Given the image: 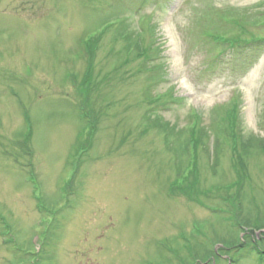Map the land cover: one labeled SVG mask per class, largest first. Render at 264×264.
<instances>
[{"label": "rangeland", "instance_id": "1", "mask_svg": "<svg viewBox=\"0 0 264 264\" xmlns=\"http://www.w3.org/2000/svg\"><path fill=\"white\" fill-rule=\"evenodd\" d=\"M263 143L264 0H0V264H264Z\"/></svg>", "mask_w": 264, "mask_h": 264}, {"label": "trees", "instance_id": "2", "mask_svg": "<svg viewBox=\"0 0 264 264\" xmlns=\"http://www.w3.org/2000/svg\"><path fill=\"white\" fill-rule=\"evenodd\" d=\"M235 24H238V22H235ZM233 33L237 34L236 31H234ZM244 33H245V30L241 29V31L238 34H244ZM217 40H219V39H217ZM227 41L232 44V47L242 45L239 37L233 36L231 39L227 38ZM91 77H92V75L89 74V76L86 78L87 83L85 82V85L88 84ZM85 85H84V87H85ZM235 105L231 109L219 108L217 110V113L219 115L218 119L220 120L218 127L221 128V133H223V135H227L230 137V139L232 141L233 152H234V154H236V157L234 158V168L236 169V171L238 173L239 181H236V183L233 184L232 186H238V185L240 186V185H242V183H244V181L247 177L245 176L246 169L244 166V162H243L242 158L240 157L241 152L239 151V148H238L239 138L237 137V133L235 130V128L237 127V121H238V110H237L238 108H237V105L236 106ZM200 131L205 132V130L203 131L202 129ZM188 142H189V145L193 144L194 146H195V144L198 143L197 138H196V134H195V132H193V130L190 131V133H188ZM260 146H262V150H264V143L261 144ZM191 173L192 172H190L189 175ZM183 184H184V182H183ZM182 185H179L177 187V190L182 191L181 189L184 188V187H181ZM229 187H231V186H229ZM231 243L233 245H235L236 247L238 246V249H241V250L247 246V241L245 243H243L241 240L238 241V244L235 242H227V243H225V245H227V246L230 245V248H231ZM214 255H216V254L214 253Z\"/></svg>", "mask_w": 264, "mask_h": 264}]
</instances>
